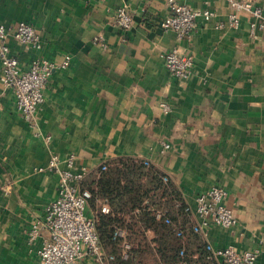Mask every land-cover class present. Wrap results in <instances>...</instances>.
Segmentation results:
<instances>
[{
  "label": "crops",
  "instance_id": "0c3cea01",
  "mask_svg": "<svg viewBox=\"0 0 264 264\" xmlns=\"http://www.w3.org/2000/svg\"><path fill=\"white\" fill-rule=\"evenodd\" d=\"M180 1L214 13L197 20L190 42L161 27L168 0H0V24L25 22L40 35V49L9 37L23 69L35 59H70L50 79L36 129L18 113L0 67V264L39 262L45 236L31 242L29 231L57 196L58 176L46 170L53 154L63 163L75 156L77 169L91 171L85 181L119 158L146 161L191 207L198 194L224 189L237 225H212L200 241L257 251L255 264H264V28L254 36L247 13L239 29L219 28L232 12L226 0ZM119 8L133 15L127 32L117 23ZM172 50L193 57L189 80L166 68ZM78 264L97 263L86 257Z\"/></svg>",
  "mask_w": 264,
  "mask_h": 264
},
{
  "label": "built area",
  "instance_id": "2783aa9c",
  "mask_svg": "<svg viewBox=\"0 0 264 264\" xmlns=\"http://www.w3.org/2000/svg\"><path fill=\"white\" fill-rule=\"evenodd\" d=\"M232 12L228 16L226 25L232 29L240 27V13H247L251 17V32L255 36L257 29L264 28V3L253 5L244 0H226ZM170 14L161 21V27L174 31L179 40L190 42L196 29L199 18L207 21L214 17L210 10H194L183 4L180 0H168ZM117 23L124 32L133 26V15L126 8L116 11ZM12 37L21 45L40 49V35L35 28L25 22L10 28L0 24V67L1 83L13 90L16 99V109L23 120L32 129L39 126L38 114L45 101V91L50 79L56 70H66L70 66V59L61 64H56L43 59H35L28 69H23L17 57L12 53L8 39ZM96 44L106 48L104 38L96 39ZM165 65L172 77L187 81L195 71V63L192 56L181 55L177 50H172L164 56ZM164 113L170 112V106L161 105ZM50 140L49 137L46 138ZM164 145L163 152L169 149ZM57 155L53 154L46 170L58 176L57 196L46 208L42 218L31 223L29 239L31 242L41 236L45 239L38 250V264H78L82 259L90 257L97 264H108L115 257L105 254L97 232V219L95 214H90V201L93 198L91 191L84 186L87 176L91 173L87 167L76 168L75 156H70L63 163ZM149 166L148 162H143ZM107 169V163L100 167ZM168 182V177L164 178ZM227 192L219 187H212L197 195L195 207L186 206L185 212L197 218L192 226V231L205 238L206 229L210 226H219L230 229L237 225L235 215L227 205ZM150 212L155 220L163 221L167 225H173L167 209L153 203H146L136 209L133 215ZM100 212L110 214L111 209L107 204H101ZM116 217L124 220L125 212H117ZM177 236L184 239V231L176 227ZM127 229L116 228L113 239L122 240L121 259L129 260L130 251L134 245L127 242ZM207 252V264H255L258 260L257 251L239 252L233 247L216 248L210 244L205 246ZM181 261L177 264H187L186 250L184 246L179 251ZM161 260V255H158ZM196 258V257H195Z\"/></svg>",
  "mask_w": 264,
  "mask_h": 264
},
{
  "label": "trees",
  "instance_id": "16d2710c",
  "mask_svg": "<svg viewBox=\"0 0 264 264\" xmlns=\"http://www.w3.org/2000/svg\"><path fill=\"white\" fill-rule=\"evenodd\" d=\"M165 177L142 161L119 158L108 162L105 171L101 168L96 170L85 181L84 186L93 195L90 204L95 210L102 248L105 254L115 257L108 264H177L181 261L179 251L183 244L187 264H207L206 248L192 231L191 215L185 212L187 205L174 183L169 179L165 182ZM146 203L165 207L173 225L155 220L147 211L133 215ZM101 204H107L111 213H101ZM120 211L125 212L128 218L118 219L116 213ZM176 227L184 231V239L177 236ZM116 228L127 229L126 241L134 245L127 261L121 259L123 241L113 239ZM191 244H199L198 250L190 249ZM158 255H161V260Z\"/></svg>",
  "mask_w": 264,
  "mask_h": 264
},
{
  "label": "rangeland",
  "instance_id": "374dc122",
  "mask_svg": "<svg viewBox=\"0 0 264 264\" xmlns=\"http://www.w3.org/2000/svg\"><path fill=\"white\" fill-rule=\"evenodd\" d=\"M97 208H98V206H97ZM89 212H90V214L92 215V212H94L95 210H93L92 208H91V204H90V207H89Z\"/></svg>",
  "mask_w": 264,
  "mask_h": 264
}]
</instances>
